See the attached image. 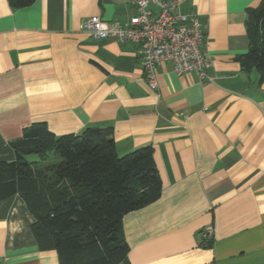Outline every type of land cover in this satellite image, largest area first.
Here are the masks:
<instances>
[{"label": "crops", "instance_id": "crops-1", "mask_svg": "<svg viewBox=\"0 0 264 264\" xmlns=\"http://www.w3.org/2000/svg\"><path fill=\"white\" fill-rule=\"evenodd\" d=\"M177 1L203 25L215 83L162 63L153 91L140 45L84 30L94 16L127 26L130 0H0V161L35 123L57 136L111 128L119 156L153 149L162 182L156 202L123 219L130 264H264V82L235 61L260 0ZM34 222L19 196L0 202V264H60Z\"/></svg>", "mask_w": 264, "mask_h": 264}, {"label": "trees", "instance_id": "trees-1", "mask_svg": "<svg viewBox=\"0 0 264 264\" xmlns=\"http://www.w3.org/2000/svg\"><path fill=\"white\" fill-rule=\"evenodd\" d=\"M8 1L21 9L36 0ZM247 28L249 49L235 61L263 83L264 0L249 10ZM10 146L15 160L0 161V202H25L41 250L55 251L60 264H130L123 219L162 193L151 147L119 156L111 128L57 136L44 123L24 128Z\"/></svg>", "mask_w": 264, "mask_h": 264}, {"label": "built area", "instance_id": "built-area-1", "mask_svg": "<svg viewBox=\"0 0 264 264\" xmlns=\"http://www.w3.org/2000/svg\"><path fill=\"white\" fill-rule=\"evenodd\" d=\"M137 15L127 26L108 24L94 16L84 22V30L96 40H115L140 45V64L147 86L158 88L157 67L169 63L177 74H195L201 83H215L212 63L203 51L206 36L202 23L183 13L177 0H130ZM158 9L155 13L152 9ZM214 229L206 228L211 239Z\"/></svg>", "mask_w": 264, "mask_h": 264}, {"label": "rangeland", "instance_id": "rangeland-1", "mask_svg": "<svg viewBox=\"0 0 264 264\" xmlns=\"http://www.w3.org/2000/svg\"><path fill=\"white\" fill-rule=\"evenodd\" d=\"M29 161H37L38 160V157L37 156H30L28 158Z\"/></svg>", "mask_w": 264, "mask_h": 264}]
</instances>
